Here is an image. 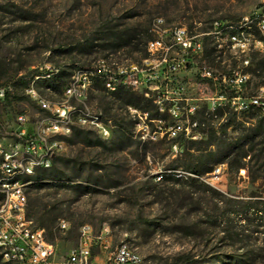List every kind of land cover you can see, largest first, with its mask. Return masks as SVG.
<instances>
[{
  "label": "rangeland",
  "instance_id": "1",
  "mask_svg": "<svg viewBox=\"0 0 264 264\" xmlns=\"http://www.w3.org/2000/svg\"><path fill=\"white\" fill-rule=\"evenodd\" d=\"M261 11L264 0H0V86L11 89L0 121L11 131L21 113L31 121L45 116L25 95L24 87L8 83L33 71L39 74L28 89L33 88L46 106L63 108V90L75 71L82 73L75 79L83 86V72L99 60H105L110 71L129 63L143 65V52L105 48L100 29L112 23L122 28L155 25L157 30L158 17L164 18L161 27L183 26L201 35L205 55L199 66L213 76L242 69L246 57L250 65L244 71L249 80L243 82L242 91L257 95L263 79L253 58L260 60L264 52L251 49L240 56L226 46L223 35L215 39L207 33L220 26L230 35L229 26ZM89 45L94 47L87 49ZM177 84L188 97L201 99L200 109L209 97L232 95L222 81L204 78L197 70L180 74ZM81 88V98L70 103L101 115L92 117V124H107L112 134L82 127H73L66 136L57 134L60 152L51 167L63 173L53 184L83 188H36L39 170L35 183L26 189L34 221L40 217L39 208L49 205V218L56 220L52 232L60 257L77 245L80 227L88 224L96 233L109 227L113 242H126L143 264H231V256H244L248 264H264L262 228L253 216L243 221L237 214L238 202L264 197L262 180L254 181L247 168L230 172L225 164L216 166L221 170L224 165L219 174L191 180L186 171L188 140L153 139L155 126L144 135L137 125L139 119L109 95L116 91ZM201 113L197 118L202 123L201 140H205L211 128L220 131L226 118L212 119ZM236 118L228 129L231 137L254 122L251 114ZM61 220L69 224L67 230L59 228ZM45 231L48 236L49 230ZM98 257L99 262L105 259Z\"/></svg>",
  "mask_w": 264,
  "mask_h": 264
},
{
  "label": "built area",
  "instance_id": "2",
  "mask_svg": "<svg viewBox=\"0 0 264 264\" xmlns=\"http://www.w3.org/2000/svg\"><path fill=\"white\" fill-rule=\"evenodd\" d=\"M162 20L164 18L158 17V23H162ZM242 20H248L250 30L239 37L225 35L224 27L220 29V26L207 35L215 39L223 35L226 46L240 56L246 55L251 49L264 52V42H260L264 11L245 16ZM150 33L145 65L129 63L110 71L107 62L99 60L90 67V76H83V86H75V76L81 75L75 71L63 90V108L43 107L35 91H28L27 85L24 88L25 95L43 110L45 116L31 121L27 114L21 113L17 115L15 128L11 131H6L0 121V167L14 169L27 166L28 170V166H35L36 162L53 163L54 157L60 152V142L55 139L57 134L66 136L73 131V127L93 129L97 133L100 127H107V135L112 134L109 125L92 124V117L101 115L83 111V107L70 103L75 98H81L79 87L89 88L90 91L99 81L104 83L108 93L109 88L123 87L155 100L157 109L165 118L154 119L148 113L128 107L135 113V119H141L140 131L144 135H149L150 127L155 126L153 139L160 136L169 140L183 137L188 141H200L202 123H199L197 117L201 112L203 116L212 119L218 118V110L226 109L236 115L255 113L264 117V87L252 96L242 91L243 82L249 80L244 71L250 65L246 57L242 58V69L216 77L210 70L199 66V61L205 55L200 34L192 32L188 27H183V30L167 27L165 34H157L155 25H152ZM223 46L218 45L219 48ZM191 70H197L202 77L212 81L219 79L232 95L209 97L203 101L205 107L200 109L201 99L188 97L177 84L178 76ZM10 90L7 86H0V110ZM223 168L215 172L219 174ZM26 186H5L4 177L0 179V253L13 256L14 264H143L141 256L128 254L126 242H113L109 227L104 226L96 233L88 224L80 227L77 245L60 257L57 244L48 240L45 229L27 218L28 200L23 197ZM59 228L67 230L69 224L61 220ZM100 255L105 256L101 262L98 260Z\"/></svg>",
  "mask_w": 264,
  "mask_h": 264
},
{
  "label": "trees",
  "instance_id": "3",
  "mask_svg": "<svg viewBox=\"0 0 264 264\" xmlns=\"http://www.w3.org/2000/svg\"><path fill=\"white\" fill-rule=\"evenodd\" d=\"M151 26L135 27V28H122L120 25L108 23L101 27L100 33L102 37L100 40L106 42L103 44L105 48H111L114 50H120L124 48H130L131 52H143L144 58L147 57L146 46L147 42L151 38L150 33ZM94 46L89 45L87 49H91ZM207 57V55H206ZM143 58V59H144ZM253 62L260 66L262 72V87H264V55L258 61L256 57L253 58ZM39 71H33L26 75L21 76L17 80H11L8 82L14 87H26L38 77ZM94 87L98 88L100 92H105L106 89L104 83L99 81L95 83ZM111 97L119 101L122 107L128 109V107H134L144 113H148L152 118H165L157 107L153 104L151 99L145 98L130 89L119 88L115 93L109 94ZM102 98H106V94H102ZM228 110V111H226ZM226 110H218V117H225L226 122L221 126L220 131L211 128L207 133L205 140L197 142L188 141V147L186 148V155L189 159V165L186 171L190 174L189 178L193 181H199L201 178L213 173L216 166L225 164L230 172H239L241 169H248L250 175L254 181L262 180L264 183V117L258 116L255 113H251L254 120L250 127H244L237 136H229L228 129L232 127L236 122V114ZM244 126L245 123H237ZM235 132H238V127H235ZM61 173L55 166L48 170L39 171L36 175L37 182L36 188H54L65 187L72 188L74 190H81V185H55L53 181L60 178ZM175 181H180V178L173 177ZM43 181H50V183H44ZM84 189H88L85 187ZM237 213L243 221L249 220L250 216L257 221L264 235V197L260 196L255 200L249 202H238ZM49 205L45 204L38 210L40 214L39 219L36 221L27 212V218L32 220L34 224L45 230H49L48 240L54 242L55 235L52 232L55 227L56 220L49 218ZM231 264H248L243 256H231ZM0 264L2 262L0 255Z\"/></svg>",
  "mask_w": 264,
  "mask_h": 264
},
{
  "label": "bare ground",
  "instance_id": "4",
  "mask_svg": "<svg viewBox=\"0 0 264 264\" xmlns=\"http://www.w3.org/2000/svg\"><path fill=\"white\" fill-rule=\"evenodd\" d=\"M162 23H163V20H162ZM162 23H158V26H157L158 29L155 30L157 34H165L167 31V27H161L160 26V25H162ZM174 28L176 30H183V26H180V27L175 26ZM228 28L230 29V31L232 30V33H230L229 37H239V36L243 35V32H248L250 30V23L248 22V20H241L237 25H231ZM237 30H238V32H236V33L233 32V31H237ZM260 37H261L260 42H264V28H261V30H260ZM145 61H146V59H145ZM145 61H144L143 65H145ZM133 64H136V63H133ZM83 76H90V70L84 71ZM78 80L79 79H75V86L81 85V84H79L80 81H78ZM117 89H119V88H109V91L115 92V91H117ZM28 91H35V90L33 88H30V89H28ZM35 96H36V98H38L36 92H35ZM152 101L156 104L155 100H152ZM42 103L45 107H50V106H46L44 101H42ZM131 113L133 114V116H135V113H133V112H131ZM94 123H96V122H94ZM137 125L139 127H141V119H139ZM100 128H101V132H103V134L107 135V129H106L107 127L106 128L100 127ZM50 167H51V163H49V162H36L35 166H28V170H27V166H20V167L14 168V169H8L6 167H0V179H2V177H4V185L5 186H14L15 184H27V186L23 190V197H24V200H28L27 195H26V189L28 186H31L35 183L34 177H35L37 171L46 170V169H49ZM219 170L220 169L216 167V169L213 172L219 171ZM214 180H219V179L217 177H215ZM0 216H1V209H0ZM127 251H128V254H130V255L138 256L134 253V251L128 245H127ZM1 256H2L3 261L6 262V264H14V257L13 256H6V253H1Z\"/></svg>",
  "mask_w": 264,
  "mask_h": 264
}]
</instances>
